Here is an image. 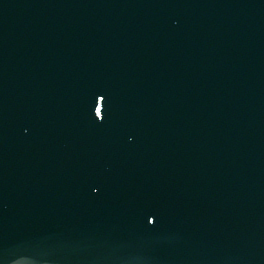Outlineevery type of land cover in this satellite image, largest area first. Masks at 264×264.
Instances as JSON below:
<instances>
[{"label": "water", "instance_id": "95a60500", "mask_svg": "<svg viewBox=\"0 0 264 264\" xmlns=\"http://www.w3.org/2000/svg\"><path fill=\"white\" fill-rule=\"evenodd\" d=\"M0 264H264V0H0Z\"/></svg>", "mask_w": 264, "mask_h": 264}]
</instances>
